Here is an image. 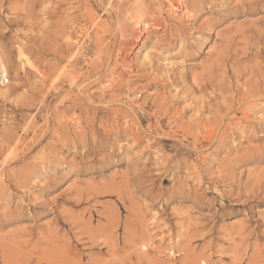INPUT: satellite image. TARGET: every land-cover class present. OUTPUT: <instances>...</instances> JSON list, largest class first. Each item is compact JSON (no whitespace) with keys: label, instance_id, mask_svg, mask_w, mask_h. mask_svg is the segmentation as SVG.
<instances>
[{"label":"rangeland","instance_id":"obj_1","mask_svg":"<svg viewBox=\"0 0 264 264\" xmlns=\"http://www.w3.org/2000/svg\"><path fill=\"white\" fill-rule=\"evenodd\" d=\"M0 48V264H264V0H0Z\"/></svg>","mask_w":264,"mask_h":264},{"label":"bare ground","instance_id":"obj_2","mask_svg":"<svg viewBox=\"0 0 264 264\" xmlns=\"http://www.w3.org/2000/svg\"><path fill=\"white\" fill-rule=\"evenodd\" d=\"M188 17L190 18V15H188ZM135 24L136 25H139V26H141L143 24V22H142V16L141 15L137 17V19L135 21ZM149 26H150L149 23L145 24V27H149ZM206 39L207 38H202V40H201L202 43H206ZM149 57H150L149 52H146L144 58L145 59H149ZM18 61L21 62V63H23V64H26V63L29 64V68H31V70L35 69L34 66L32 64H30V62L28 61V57H27V55L25 54V52L22 49H19ZM169 64H171V62H169ZM0 96L6 97V89L3 88V87H0Z\"/></svg>","mask_w":264,"mask_h":264},{"label":"built area","instance_id":"obj_3","mask_svg":"<svg viewBox=\"0 0 264 264\" xmlns=\"http://www.w3.org/2000/svg\"><path fill=\"white\" fill-rule=\"evenodd\" d=\"M11 76L4 54L0 48V87H5L10 83Z\"/></svg>","mask_w":264,"mask_h":264}]
</instances>
